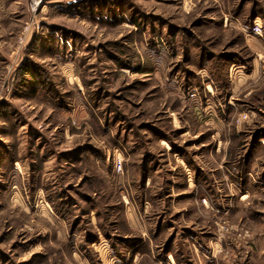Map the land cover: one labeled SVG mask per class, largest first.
<instances>
[{
  "label": "rangeland",
  "instance_id": "obj_1",
  "mask_svg": "<svg viewBox=\"0 0 264 264\" xmlns=\"http://www.w3.org/2000/svg\"><path fill=\"white\" fill-rule=\"evenodd\" d=\"M0 264H264V0H0Z\"/></svg>",
  "mask_w": 264,
  "mask_h": 264
},
{
  "label": "built area",
  "instance_id": "obj_2",
  "mask_svg": "<svg viewBox=\"0 0 264 264\" xmlns=\"http://www.w3.org/2000/svg\"><path fill=\"white\" fill-rule=\"evenodd\" d=\"M251 34L256 37H262L263 36V26L260 20H256L251 28Z\"/></svg>",
  "mask_w": 264,
  "mask_h": 264
}]
</instances>
